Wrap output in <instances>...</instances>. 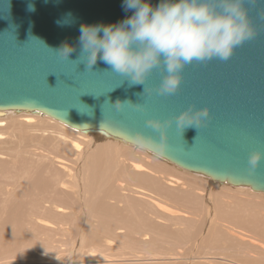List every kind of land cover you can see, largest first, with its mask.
Instances as JSON below:
<instances>
[{"label": "water", "instance_id": "95a60500", "mask_svg": "<svg viewBox=\"0 0 264 264\" xmlns=\"http://www.w3.org/2000/svg\"><path fill=\"white\" fill-rule=\"evenodd\" d=\"M148 2L156 6L161 0ZM30 3L35 11L28 10ZM122 5L123 0H0V117L8 111L47 116L144 150L212 184L264 194V159L255 169L250 164L254 153H264V0L243 3L253 36L228 60L185 65L180 87L170 95L155 91L168 74L163 64L145 85L132 84L102 60L87 67V55L80 54L81 26L113 25L133 15ZM64 44L74 49L69 59L58 51ZM118 100L141 106L120 108ZM205 108L210 114L203 123L179 124L184 112Z\"/></svg>", "mask_w": 264, "mask_h": 264}, {"label": "rangeland", "instance_id": "374dc122", "mask_svg": "<svg viewBox=\"0 0 264 264\" xmlns=\"http://www.w3.org/2000/svg\"><path fill=\"white\" fill-rule=\"evenodd\" d=\"M12 113L13 111L6 112L5 116L1 117L7 126L0 128V138L3 136L0 139V264H51L52 261H54L52 264H77L82 256L93 254L97 248V251L100 250L108 256H120L115 258L130 260L118 264H185L189 258H195L196 255L201 258L207 256L208 259L198 258L193 264H264L259 261L260 255L263 254L262 250L250 240L236 237L235 231H231L232 227L242 228L248 235L264 241V195L256 194L255 196L251 192H246L244 195V192L234 191L232 188L231 191L227 185L225 187L216 186L219 184H212L203 176L179 171L174 165L170 167L171 164L166 165L167 170L161 171L157 177L152 174L144 178L142 175L138 177L136 173L133 174L130 162H146L144 156L157 159L148 155L149 153L144 150L146 155L125 146L120 159L121 164L118 167L122 169H118L119 171L115 173L114 188L104 190L107 195L103 194L105 197L102 200L103 195L100 196L99 204L91 212L87 210L89 202L83 201L79 196L78 188H74L76 186L73 173H76L78 161L75 159L77 155L71 156L70 140L74 137L72 131L67 127V129L64 128L65 125H59L60 123L53 119L48 118L51 121L41 120V115H37V122L33 124V127L13 123L10 119ZM62 133L65 135L61 136ZM56 158H64L67 165L63 166L58 163L55 161ZM69 158H72V161ZM59 164L65 169L60 168ZM54 173H57L55 177ZM171 173L174 177L180 178L184 184L168 186L167 178L172 176ZM121 180L130 184L125 183L127 189L131 187L129 190L142 187L150 193L156 191L152 194L154 197L157 196V202L160 200L163 204L168 201L171 203L175 210L173 216L162 212L153 203V198L136 194L134 196L128 190H120L117 184L122 182ZM110 189L114 192L112 198ZM129 193L133 198L127 195ZM139 197L143 199L139 200ZM145 198L148 199L146 203L149 202V204L145 203ZM84 199H86L85 195ZM130 205L138 206V209H135L137 206L134 207L137 214H134V209ZM209 205L216 210L214 215L210 214L212 207L210 208ZM147 206L148 210H146ZM150 208L153 209L152 212H155V215L150 212L152 210ZM59 209L62 211L58 212ZM149 214H151L150 218L147 217ZM87 215L93 219L89 220ZM134 215L137 216L134 217ZM86 221L92 224L91 230L90 224L87 226ZM120 221L123 224L119 223ZM138 221L141 225L137 223ZM144 222L147 224L145 225ZM211 223H215L217 227L216 225L212 227ZM209 228L212 229V233ZM140 229L141 232L138 231ZM206 229L209 230L208 233ZM106 244L110 245L109 250ZM102 249L105 251L103 252ZM40 252L51 255L50 258L52 260L53 257V260L48 263V261L39 259ZM155 255L159 258L155 257L153 262L131 261L134 257L154 258ZM35 257L39 260H33Z\"/></svg>", "mask_w": 264, "mask_h": 264}, {"label": "clouds", "instance_id": "9594fccd", "mask_svg": "<svg viewBox=\"0 0 264 264\" xmlns=\"http://www.w3.org/2000/svg\"><path fill=\"white\" fill-rule=\"evenodd\" d=\"M243 3L244 0H161L153 6L148 0H123L122 7L126 12L134 10L133 15L113 25H82L80 54L87 55V67L93 68L98 59L102 60L112 71L129 77L132 84L145 85L149 73L163 64L168 74L155 91L170 95L179 89L178 73L185 65L213 58L228 60L237 46L253 36ZM28 10L35 11L34 5L30 3ZM58 51L69 59L74 49L64 44ZM126 103L141 106L119 100L115 105L122 108ZM209 114L206 108L189 110L178 121L184 128L196 127ZM148 124L155 127L151 121ZM261 159L264 153L251 156L253 169Z\"/></svg>", "mask_w": 264, "mask_h": 264}, {"label": "bare ground", "instance_id": "6f19581e", "mask_svg": "<svg viewBox=\"0 0 264 264\" xmlns=\"http://www.w3.org/2000/svg\"><path fill=\"white\" fill-rule=\"evenodd\" d=\"M9 112V111H8ZM10 113H11V111H10ZM9 114V113H8ZM5 116V115H4ZM1 117H3V116H1ZM1 117H0V128H5L6 126H7V124L3 121V120H1ZM47 116H42L41 115V117H40V119L41 120H43V119H47L48 121H51L50 119H52V118H50V117H47ZM48 118H50V119H48ZM10 119H11V121H13V123L15 122V123H21V124H23V125H26V126H28V127H33V124L34 123H36L37 122V115H35V114H26V115H23V113L22 114H19V113H15V112H13L12 113V116L10 115ZM17 119V120H16ZM54 120V119H53ZM56 122V121H55ZM58 122V121H57ZM60 123V122H59ZM58 123V124H59ZM62 123H60L59 125H61ZM62 125H64V124H62ZM61 125V126H62ZM67 126L65 125V127L64 128H66ZM67 128H69V127H67ZM66 128V129H67ZM71 131H72V133H73V135H74V137H72V139L70 140V144H71V151H72V153H71V156H75V155H77V157L75 158L77 161H78V167H77V170H76V173H73L74 174V181H75V186L76 187H74V188H78V192H79V196L82 198V200L84 201H86V202H89V207H88V211H93V210H95L94 208H95V206L96 205H98L99 204V202H100V196H102L103 194L106 196L107 194L106 193H104V190H106V189H109V188H114V185L116 184L115 183V176H116V171H119V170H121V169H119L118 167L120 166V164H121V157H122V153H123V148L126 146V147H131V148H133V149H135V151L136 152H140L141 154H143V155H146V152H144L143 150H141V149H138V148H135V147H133V146H131V145H125V144H123V143H120V142H117V141H114V140H110V139H104L103 137H101V136H99V135H93V134H85V133H82V132H80V131H77V130H74V129H71V128H69ZM74 131H76V132H74ZM65 134H61V136H64ZM1 136V135H0ZM3 137V136H2ZM1 137V138H2ZM0 138V139H1ZM68 150V149H67ZM73 151H74V154H73ZM135 152V153H136ZM68 153H69V151H68ZM145 153V154H144ZM46 154V153H45ZM48 154H50V153H48ZM148 154V153H147ZM3 155V154H2ZM7 155V154H6ZM70 155V154H69ZM148 155H150L151 157H153V158H155V159H157L158 161H160V162H158L157 160H154V159H152V158H149V157H147V156H144L145 157V161L146 162H143V163H136V162H130L131 163V168H132V170L134 171V173L133 174H137L136 176H140V175H142L143 177L142 178H144L146 175H150V174H152V175H155L156 177H157V175H159L160 173H161V171H166L167 169L165 168V166L166 165H170V164H167L166 162H163V161H161V160H159L157 157H155L154 155H151V154H148ZM70 156V157H71ZM39 157H41V156H39ZM45 158V157H44ZM52 158H54V157H52ZM48 159V158H47ZM64 159V158H63ZM63 159H61V158H56V160L55 161H57L58 163H60V164H62L63 166H65V165H67V162H65ZM70 159V158H69ZM131 159V158H130ZM71 161H72V158L70 159ZM75 160V161H76ZM67 161V160H66ZM124 161V160H123ZM55 163V162H54ZM163 163V164H162ZM60 164H59V166H60ZM129 164V163H128ZM54 165V164H53ZM57 165V164H56ZM125 165H126V163H125ZM69 166H70V164H69ZM172 165H170V167H171ZM55 167V166H54ZM173 167V166H172ZM60 168H62L61 166H60ZM64 168V167H63ZM62 168V169H63ZM54 169V168H53ZM65 169V168H64ZM63 169V170H64ZM76 169V168H75ZM119 169V170H118ZM127 169V168H126ZM56 171H58V170H56ZM62 170H60V172H61ZM75 170H73V172H74ZM124 171H125V169H124ZM132 171V172H133ZM180 171V170H179ZM63 172H65V171H63ZM184 172V171H183ZM182 172V173H183ZM72 173V172H71ZM55 174L57 175V173H54V177H55ZM58 174H59V172H58ZM67 174V173H66ZM183 174H185V173H183ZM52 175V174H51ZM60 175V174H59ZM171 175H172V173H171ZM187 175H188V173H187ZM60 177V176H59ZM59 177H58V179H59ZM72 177V176H71ZM138 177H136V178H138ZM149 177V176H148ZM68 178V177H67ZM135 178V179H136ZM153 178H155V177H153ZM57 179V180H58ZM131 179H133V178H131ZM146 179V178H145ZM168 186H172V185H174V184H181L182 185V183H183V181L180 179V178H177V177H174L173 175L172 176H168ZM70 180V179H69ZM68 180V181H69ZM72 180H73V178H72ZM71 180V181H72ZM123 181H124V178L122 179ZM121 180V181H122ZM142 180V179H141ZM156 180V179H155ZM159 180V179H158ZM56 181V180H55ZM118 182V184H117V187L118 188H120V190H123V191H125V190H128V191H130V193H133V195L134 194H136V195H143V196H145V197H149V198H153V203L154 204H156V206L162 211V212H164L165 214H167V215H169V216H173V213L175 212V210H174V208H173V206L171 205V203L168 201V202H165L164 204L163 203H161L160 202V200H158L159 202H157V196L156 197H154V193L153 192H155L156 193V191H152L151 193L150 192H148V190H146L145 188H139V189H137V188H134V189H131V190H129V188H131V187H129L128 189L126 188L127 186H126V184L125 183H127V182ZM167 182V181H166ZM208 182V181H207ZM61 183V182H60ZM65 183V182H64ZM140 183H142V182H140ZM144 183V182H143ZM204 183H205V181H204ZM63 184V183H62ZM71 184V183H70ZM127 184H129V183H127ZM139 184V183H138ZM137 184V185H138ZM149 184V183H148ZM184 184V183H183ZM197 184V183H196ZM130 185V184H129ZM128 185V186H129ZM134 185H135V183H134ZM136 185V186H137ZM163 185V184H162ZM165 185V184H164ZM208 185V184H207ZM69 186V185H68ZM71 186V185H70ZM69 186V187H70ZM74 186V185H73ZM154 186H156V185H154ZM188 186V185H187ZM216 186H220V185H216ZM139 187V186H138ZM143 187H145V186H143ZM173 187V186H172ZM179 187V186H178ZM223 187H225V185H223ZM229 187V186H228ZM156 188V187H155ZM171 188V187H170ZM183 188V187H182ZM198 188V187H197ZM200 188V187H199ZM231 188L232 187H230V189L229 190H231ZM67 189V188H66ZM151 189V188H150ZM172 190H173V188H171ZM170 189V190H171ZM194 189V188H193ZM192 189V190H193ZM232 189H234V191H236V190H238L239 192H244V195H246V192H251V194H255V196H256V194H260V193H255V192H252V191H250L249 189H247V188H232ZM65 190V189H64ZM111 190V189H110ZM117 190V189H116ZM178 190V189H177ZM188 190V189H187ZM191 190V191H192ZM204 190V189H203ZM157 191H159V189L157 190ZM174 191V190H173ZM176 191V190H175ZM199 191V190H198ZM197 191V192H198ZM232 191V190H231ZM106 192V191H105ZM107 193H109V191L107 192ZM111 193H112V196H111V198L113 197V195H114V192H113V190H111ZM130 193L129 194H127L128 196H130L131 197V195H130ZM153 193V194H152ZM158 193V192H157ZM159 193H161V192H159ZM167 193V192H166ZM176 193V192H175ZM174 193V194H175ZM183 193V192H182ZM204 193V192H203ZM37 194V193H36ZM174 194H172V195H174ZM179 194V193H178ZM200 194V193H199ZM243 194V193H242ZM84 195H85V197H86V199H84ZM103 195V198H101V200L102 199H104V196ZM166 195V194H165ZM167 195H168V193H167ZM205 195V194H204ZM248 196H250L249 194H247ZM261 195H264V194H260V196ZM9 196H11V195H9ZM121 197H122V193H121V195H120ZM128 196H126V200L128 201ZM135 196V195H134ZM252 196H254V195H252ZM254 196V197H255ZM17 197H18V195H17ZM119 197V196H118ZM121 197H119L120 199H121ZM184 197V196H183ZM206 197H207V195H206ZM263 197V196H262ZM34 198V197H33ZM110 198V199H111ZM118 198V199H119ZM131 198H133V197H131ZM140 198H142V197H139V200H140ZM156 198V199H155ZM170 198H171V196H170ZM20 199V198H19ZM28 199V198H27ZM143 199V198H142ZM146 199V198H145ZM155 199V200H154ZM196 199V198H195ZM206 199V198H205ZM115 200V199H114ZM122 200V199H121ZM125 200V199H124ZM134 200H137V198H134ZM162 200V199H161ZM22 201V200H21ZM109 201V200H108ZM144 201V200H143ZM146 201H148V199H146L145 200V203H146ZM162 201H164V200H162ZM191 201H193V200H191ZM209 201V200H208ZM211 201V200H210ZM32 202V201H31ZM106 202V201H105ZM110 202V201H109ZM129 202V201H128ZM194 202V201H193ZM214 202V201H213ZM17 203H19V202H17ZM113 203V202H112ZM115 203V202H114ZM144 203V202H143ZM151 203V202H150ZM192 203V202H191ZM33 204H34V202H33ZM33 204H32V206H33ZM146 204H149V202L148 203H146ZM211 204V203H210ZM261 204V203H260ZM17 205V204H16ZM41 205V204H40ZM39 205V206H40ZM203 205H204V203H203ZM203 205H201V206H203ZM207 205H208V203H207ZM213 205V204H212ZM217 205V204H216ZM29 206H30V204H29ZM114 206V205H113ZM131 206V205H130ZM137 206V205H136ZM136 206H131V208L132 209H134V207H136ZM176 206V205H175ZM187 206V205H186ZM42 207H44L43 205H42ZM140 207H141V205H140ZM144 207V206H143ZM177 207V206H176ZM181 207V206H180ZM209 207L211 208L212 206H210L209 205ZM29 208V207H28ZM33 208V207H32ZM41 208V207H40ZM97 208V207H96ZM130 208V209H131ZM205 208V207H204ZM209 208V209H210ZM128 209V208H127ZM126 209V210H127ZM131 209V210H132ZM135 209H138V206H137V208H135ZM133 210L135 213L134 214H137L136 213V210ZM150 209H152V208H150ZM176 209H179V208H176ZM140 210V209H139ZM141 210H143V208H141ZM146 210H148V206H147V209ZM30 211H32V210H30ZM60 211H62V209H59L58 210V212H60ZM119 211V210H118ZM133 211H131V213L133 212ZM138 211V210H137ZM153 211V209L152 210H150V212H152ZM182 211V210H181ZM214 211L216 212V210L215 209H213V207L211 208V211H210V214H212V215H214ZM8 212V211H7ZM124 212H126V211H124ZM212 212V213H211ZM36 213V212H35ZM114 213V212H113ZM112 213V214H113ZM121 213V212H120ZM153 214L155 213V212H152ZM185 213V212H184ZM208 213H209V210H208ZM118 214V213H117ZM124 214V213H123ZM147 214V213H146ZM152 214V217L155 215H153ZM160 214V213H159ZM36 215V214H35ZM89 215H91L90 213H89ZM94 214H92V216H93ZM131 215V214H130ZM142 215H143V213H142ZM150 215L151 214H149V216L147 215V217H149L150 218ZM175 215V214H174ZM211 215V216H212ZM88 216V215H87ZM86 216V217H87ZM114 216V215H113ZM132 216V215H131ZM137 216V215H136ZM135 215H134V217H136ZM139 216V215H138ZM144 216H146L145 214H144ZM182 216V215H181ZM184 216V215H183ZM210 216V217H211ZM85 217V218H86ZM90 217L91 216H88L87 218L89 219V220H92V219H90ZM156 217H158V216H156ZM168 217V216H167ZM209 217V216H208ZM84 218V217H83ZM117 218V217H116ZM132 218H133V216H132ZM141 218H144V217H141ZM161 218V217H160ZM186 218H188V217H186ZM5 219V218H4ZM121 219L124 221V219L121 217ZM134 219V218H133ZM159 219V218H158ZM188 219H190V218H188ZM187 219V220H188ZM214 219V218H213ZM216 219V218H215ZM1 220V219H0ZM141 220V219H140ZM161 220H162V218H161ZM206 220V219H205ZM146 222H147V219L145 220ZM154 221V220H153ZM164 221V220H163ZM162 221V222H163ZM209 221V220H208ZM215 221V220H214ZM218 221V220H217ZM84 222V221H83ZM91 222V221H90ZM110 222V221H109ZM118 222V221H117ZM122 221H120L119 223H121ZM132 222H134V221H132ZM140 221H138L137 223H139ZM146 222H144L145 223V225L147 224ZM224 222V221H223ZM86 223H87V226L90 224L89 222H87L86 221ZM115 223V222H114ZM136 222H135V224H137ZM143 223V224H144ZM177 223V222H176ZM113 224V223H112ZM121 224H123V222L121 223ZM121 224H120V226H121ZM132 224V223H131ZM140 225H141V223H139ZM172 224H174V223H172ZM210 223L208 222V225H209ZM228 224V223H227ZM84 225H86V224H84ZM91 225L92 224H90V230L92 229L91 228ZM140 225H139V227H140ZM214 225H216L215 223L214 224H212L211 223V226L213 227ZM111 226V225H110ZM130 226V225H129ZM133 226H135L136 227V225H133ZM204 226H205V224H204ZM210 226V225H209ZM229 226V225H228ZM103 227V226H102ZM109 227V226H108ZM143 227V226H142ZM188 227V226H187ZM215 227H217V225L215 226ZM263 227V226H262ZM89 228V227H88ZM111 228V227H110ZM126 228V227H125ZM194 228V227H193ZM207 228V227H206ZM107 229V228H106ZM122 229H124V228H122ZM142 229V228H141ZM141 229L140 230H138V231H140L141 232ZM147 229V228H146ZM197 229V228H196ZM205 229V228H204ZM208 229V228H207ZM206 229V230H207ZM210 229V228H209ZM226 229H228L227 227H226ZM98 230V229H97ZM116 230V229H115ZM114 230V231H115ZM125 230V229H124ZM127 230V229H126ZM129 230V229H128ZM137 230V229H136ZM144 230V229H143ZM156 230V229H155ZM194 230H195V228H194ZM211 230V232L210 233H212V229H210ZM88 231H89V229H88ZM104 231V230H103ZM106 231V230H105ZM111 231V230H110ZM120 231V230H119ZM135 231V230H134ZM231 231H235V233L234 234H236L235 236L236 237H238V238H240V239H248V240H250L257 248H259V249H261L262 250V252H263V254L262 255H260V258H259V261H261V262H263L264 263V241L263 240H261V239H258V238H255V236H250V235H248L247 233H246V230L245 229H242V228H233L232 227V229H231ZM100 232V231H99ZM137 232V231H136ZM139 232V233H140ZM209 232V230H207V233ZM112 233V232H111ZM148 233V232H147ZM110 234V233H109ZM115 234V233H114ZM114 234H112V235H114ZM138 234V233H137ZM102 235V234H101ZM127 235V234H126ZM116 236V235H115ZM129 236V235H128ZM111 237H114V236H111ZM235 237V238H236ZM108 241V240H107ZM148 241V240H147ZM128 242V241H127ZM103 243V242H102ZM128 244V243H127ZM108 244H106V246H107ZM112 246V245H111ZM101 248V247H100ZM108 250H109V248H111L110 247V245H108ZM98 249V248H97ZM97 249H96V251H93V254H88L87 256H82L81 257V259H80V261H78L77 262V264H118V263H120V262H126V261H130V260H127V259H118V258H115V257H120V256H108V254H105V253H102V252H100V250L99 251H97ZM104 249V248H103ZM102 249V250H103ZM116 249H118V248H116ZM122 249H124V248H122ZM150 249V248H149ZM105 250H103V252H104ZM123 251V250H122ZM197 251V250H196ZM108 253V252H107ZM117 253V252H116ZM119 253V252H118ZM122 253V252H121ZM193 253V252H192ZM191 253V254H192ZM110 254V253H109ZM112 254V253H111ZM110 254V255H111ZM124 254V253H123ZM148 254V253H147ZM196 254V253H195ZM37 255H38V253H37ZM36 255V256H37ZM167 255H169V254H167ZM177 255V257H178V254H176ZM202 255V254H201ZM181 256V255H180ZM183 256V255H182ZM197 256V255H196ZM196 256H194L195 258H189L188 260H187V263H185L186 261H185V258H184V263L185 264H193L198 258L199 259H208V258H206V257H204V258H201L200 256L198 257H196ZM259 256V255H258ZM51 255H49V254H47V253H45V252H40L39 253V255H38V258L39 259H41V260H45V261H48V263H49V261H52L53 260V257H52V260H51ZM132 257H134V256H132ZM131 257V258H132ZM145 257V256H144ZM150 257V256H149ZM155 257H157L156 255L154 256V258L152 257V258H142V256L141 257H134V259H131V261H152L153 262V260L155 259ZM36 258V257H35ZM35 258H33V260H39V259H35ZM125 258H126V256H125ZM128 258V257H127ZM157 258H159V257H157ZM169 258V257H168ZM172 258V257H171ZM180 258V257H179ZM225 258V257H224ZM227 258V257H226ZM178 259V258H177ZM233 259V258H232ZM258 259V258H257ZM76 260H78V258L76 259ZM75 260V261H76ZM158 260V259H157ZM162 260V259H161ZM166 260V259H165ZM3 261H4V259H3ZM155 261V260H154ZM160 261V260H159ZM167 261V260H166ZM54 261H52V262H50L51 264L53 263ZM172 262V261H171ZM170 262V263H171ZM180 262V261H179ZM212 262H213V260H212ZM31 263V262H30ZM32 263H35V262H32ZM140 263V262H139ZM147 263V262H146ZM160 263V262H159ZM230 263H232V262H230ZM143 264V263H142ZM226 264V263H225ZM237 264V263H236ZM239 264V263H238Z\"/></svg>", "mask_w": 264, "mask_h": 264}]
</instances>
